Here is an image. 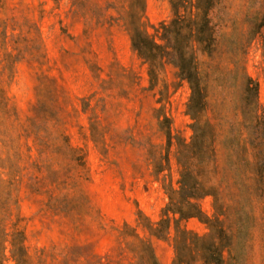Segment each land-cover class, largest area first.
<instances>
[{
	"label": "rangeland",
	"instance_id": "374dc122",
	"mask_svg": "<svg viewBox=\"0 0 264 264\" xmlns=\"http://www.w3.org/2000/svg\"><path fill=\"white\" fill-rule=\"evenodd\" d=\"M127 4L0 0V233L7 241L21 233L27 264H134L133 246L121 236L130 233L124 226L146 238L140 223L158 222L168 203L165 188H178L176 140L167 146L159 121L165 115L173 135L190 141V89L170 64L151 86L119 19ZM261 5L220 0L213 19L223 56L206 60L204 72L226 73L224 51L246 34ZM170 17L169 0H145L147 23L158 26ZM243 52L264 108L261 38ZM222 141L219 136L214 183L231 181ZM166 155L169 169L157 177L152 163ZM222 192L232 205V193ZM198 203L213 213L210 197ZM251 206L243 264H264V211L257 201ZM228 216L225 227L235 231L233 211ZM183 226L207 233L197 219ZM150 243L159 264H172L170 241ZM4 247L3 264H14L8 242Z\"/></svg>",
	"mask_w": 264,
	"mask_h": 264
},
{
	"label": "trees",
	"instance_id": "16d2710c",
	"mask_svg": "<svg viewBox=\"0 0 264 264\" xmlns=\"http://www.w3.org/2000/svg\"><path fill=\"white\" fill-rule=\"evenodd\" d=\"M127 2L119 19L133 52L147 66L151 86L158 84L159 74L170 64L177 70L179 81L190 89L186 115L192 121V136L186 142L173 135L168 117L164 115L159 121L167 146L176 140L178 188H165L168 203L158 222L140 223L146 238L127 225L124 228L130 233L121 236L133 246L134 264H159L150 243L152 238L171 242L172 264H243L247 239L242 237L250 229L245 219L255 210L251 202L261 203L264 211V108L259 103V84L246 72L243 49L260 37L264 58V0L248 21L246 34L224 51L230 66L224 74H214L218 66L214 72L203 71L206 60L211 63L223 56L219 25L213 19L220 0H169L170 20L158 26L145 21V0ZM219 136L228 153L230 183H214ZM152 164L157 177L169 169L167 155ZM221 190L232 193L229 201L233 206L224 203ZM205 197L212 199L211 215L204 213L198 203ZM231 211L235 231L226 228L222 219H228ZM190 219L204 224L207 233L200 236L187 230L183 223ZM2 234L0 264L7 259L6 242L9 259L14 264H27L21 233H13L8 241L2 240Z\"/></svg>",
	"mask_w": 264,
	"mask_h": 264
}]
</instances>
